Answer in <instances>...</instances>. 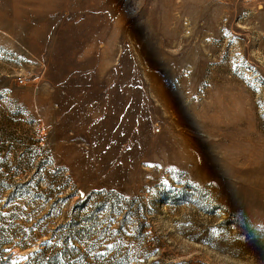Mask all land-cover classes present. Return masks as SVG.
Segmentation results:
<instances>
[{"label":"rangeland","instance_id":"obj_1","mask_svg":"<svg viewBox=\"0 0 264 264\" xmlns=\"http://www.w3.org/2000/svg\"><path fill=\"white\" fill-rule=\"evenodd\" d=\"M53 254L264 264V0H0V258Z\"/></svg>","mask_w":264,"mask_h":264},{"label":"trees","instance_id":"obj_2","mask_svg":"<svg viewBox=\"0 0 264 264\" xmlns=\"http://www.w3.org/2000/svg\"><path fill=\"white\" fill-rule=\"evenodd\" d=\"M44 251H36L33 253V256L36 258L38 256V258L43 259L44 255H43ZM58 259V254H53V257L51 259H49L47 262L45 260L42 261H26L23 264H58L57 262ZM0 264H12V258L11 256H1L0 258Z\"/></svg>","mask_w":264,"mask_h":264}]
</instances>
